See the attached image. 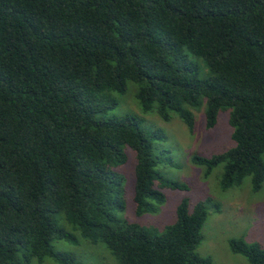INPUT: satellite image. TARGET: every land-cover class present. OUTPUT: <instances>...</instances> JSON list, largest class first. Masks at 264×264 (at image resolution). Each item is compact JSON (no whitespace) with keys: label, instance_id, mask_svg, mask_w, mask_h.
Segmentation results:
<instances>
[{"label":"trees","instance_id":"trees-1","mask_svg":"<svg viewBox=\"0 0 264 264\" xmlns=\"http://www.w3.org/2000/svg\"><path fill=\"white\" fill-rule=\"evenodd\" d=\"M188 53L206 61L200 79ZM136 85L144 113L191 134L195 111L214 129L231 109L235 146L193 163L205 177L224 165L227 191L264 183V0H0V264L54 258V242H104L118 264H213L196 253L209 211L188 200L162 231L118 216L134 159L136 216L157 213L165 188L188 190L158 170L154 138L133 116L105 118L115 94ZM58 215L72 227L59 224ZM264 264V248L232 240Z\"/></svg>","mask_w":264,"mask_h":264},{"label":"rangeland","instance_id":"rangeland-1","mask_svg":"<svg viewBox=\"0 0 264 264\" xmlns=\"http://www.w3.org/2000/svg\"><path fill=\"white\" fill-rule=\"evenodd\" d=\"M188 56L197 66L200 79L211 77L205 60L191 53ZM135 92L136 85L131 83L126 94H115L119 104L109 110L105 118L133 116L137 118L144 133H159L161 136L154 138L157 156L160 158L158 170L166 179L186 184L188 190L165 188L163 192L166 202L157 213L136 216L133 202L135 155L127 150L128 163L120 168L126 177V209L118 211V216L162 231L175 222L177 207L182 201L188 200L192 206L204 203L209 215L196 253L210 258L213 264H250L243 255L233 253L230 243L232 240H243L247 244L258 243L264 248V183L261 190L254 192L251 177H247L241 186L224 191L220 187L224 165L214 169L209 177H205V167L193 163L195 155L212 157L235 146L232 139L233 129L229 123L231 109L220 114L216 127L211 130L205 127L204 109L201 112L195 111L196 130L191 134L177 114L173 115L170 122H165L156 113H144L135 98ZM262 160L264 162V155ZM57 217L61 226L73 231L62 215ZM76 236L79 238L77 242H54V250L73 254L81 264H118L104 242L93 244L82 239L79 233ZM32 264L60 263L54 258H48L43 263L35 261Z\"/></svg>","mask_w":264,"mask_h":264}]
</instances>
